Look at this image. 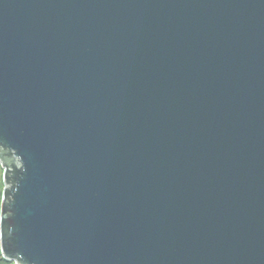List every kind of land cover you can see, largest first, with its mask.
Instances as JSON below:
<instances>
[{
  "label": "water",
  "instance_id": "water-1",
  "mask_svg": "<svg viewBox=\"0 0 264 264\" xmlns=\"http://www.w3.org/2000/svg\"><path fill=\"white\" fill-rule=\"evenodd\" d=\"M0 163L15 264H264V0H0Z\"/></svg>",
  "mask_w": 264,
  "mask_h": 264
},
{
  "label": "rangeland",
  "instance_id": "rangeland-1",
  "mask_svg": "<svg viewBox=\"0 0 264 264\" xmlns=\"http://www.w3.org/2000/svg\"><path fill=\"white\" fill-rule=\"evenodd\" d=\"M4 188H5L4 167L0 163V218H1V207L3 201ZM0 264H15L14 261H11L4 256L1 247V238H0Z\"/></svg>",
  "mask_w": 264,
  "mask_h": 264
}]
</instances>
